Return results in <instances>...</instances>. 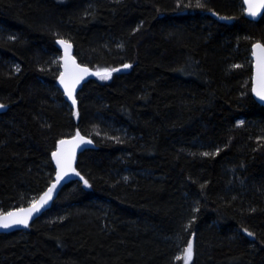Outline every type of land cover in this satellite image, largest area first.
I'll return each instance as SVG.
<instances>
[{
    "label": "trees",
    "instance_id": "16d2710c",
    "mask_svg": "<svg viewBox=\"0 0 264 264\" xmlns=\"http://www.w3.org/2000/svg\"><path fill=\"white\" fill-rule=\"evenodd\" d=\"M57 39L99 73L77 110ZM258 42L264 14L241 0H0V214L47 189L61 139L96 145L78 156L84 182L0 234V264H264Z\"/></svg>",
    "mask_w": 264,
    "mask_h": 264
},
{
    "label": "water",
    "instance_id": "95a60500",
    "mask_svg": "<svg viewBox=\"0 0 264 264\" xmlns=\"http://www.w3.org/2000/svg\"><path fill=\"white\" fill-rule=\"evenodd\" d=\"M242 4L244 6L245 14L248 18L252 20H259L262 15L264 14V8H261L258 10V14L256 16H251L248 14V4L245 3V0H241ZM230 23L232 20L229 21ZM60 41L66 42L67 45H70V47L65 46V44L60 43ZM261 45V48H264V45L260 42L255 43L252 47V58H253V76H252V93L255 98V100L264 106V100H261L260 97L256 94L257 91L264 90L261 88L259 75H260V65L264 63V52H262L261 48H257L256 45ZM56 47L60 51L61 54V72L58 77V88L62 91L64 95V99L67 102V104L73 109L77 110L78 102L76 99L77 93L81 90L84 83H86L91 78L98 77L99 73L95 72L92 68L89 66L83 65L79 63V61L76 59L74 55V49L72 43L65 39H57L56 40ZM82 69H87L86 72L81 71ZM64 76L65 83L69 84V86L74 85L73 90V98L75 99V104H73V100L69 98L68 94L65 91L64 84L61 83V76ZM8 107L5 104L0 103V114L6 112ZM60 141H66L70 143H66L64 145L60 144ZM57 147L54 151L60 152V160H61V167H63L66 171L62 175V178L57 180V174L58 172H61V167H58L57 164V158L53 156L52 154V162L55 167V175L47 189L41 193L35 201H38L42 196H44L45 193L48 192L50 188L55 185V188L51 192V196L49 199H47V202L44 203L41 207H39L38 211H33L31 215L27 219V226L24 224H11L9 227H0V234H7L11 233L13 231H23L27 230L31 224L39 219L45 212H47L53 205L54 201L57 199L60 191L71 182H84V177L79 173L77 170L76 164L78 160V156L88 149H94L96 147L94 141L84 136L80 131H77L75 135L71 137H67L64 139H61ZM33 203L21 207V208H15L12 210H9L8 212H5L3 214H0V216H6L9 212L17 213L20 216H24L26 213H21V209H29L32 208ZM11 219V218H10Z\"/></svg>",
    "mask_w": 264,
    "mask_h": 264
},
{
    "label": "snow or ice",
    "instance_id": "6c2138e0",
    "mask_svg": "<svg viewBox=\"0 0 264 264\" xmlns=\"http://www.w3.org/2000/svg\"><path fill=\"white\" fill-rule=\"evenodd\" d=\"M245 3L248 4V14L251 16H256L258 14V10L264 8V0H245ZM60 43L65 44L66 48L70 47V45H67L66 42L64 41H60ZM256 47L261 48V45L258 44L256 45ZM261 50L262 52H264V48H261ZM125 67H129V66L125 65ZM259 67H260L259 80H260L261 88L264 89V63H262ZM81 71L86 72L87 69H82ZM103 75L107 76L109 75V73H104ZM61 83L64 84L66 93L68 94L69 98L73 100V104H75L76 101L72 95L74 90V85L69 86V84L65 83L63 74L61 76ZM256 94L260 97L261 100H264V90L257 91ZM66 143H70V142L60 141L61 145H64ZM53 156L57 158L58 167H61V160H60L61 153L60 152L53 153ZM65 171L66 170L63 167H61V172H58L57 174L58 181L59 179L62 178V175L64 174ZM54 188L55 185H53V187L50 188L48 192L45 193L44 196H42L38 201H34L32 208H29L27 210L21 209L20 210L21 213H26L24 216H20L17 213H12V212H9L6 216H0V227L7 228L11 224H24L25 226H27L28 217L31 215L33 211H38L39 207H41L44 203L47 202V199L50 198L51 192L53 191ZM249 235H251V233H249ZM191 257H192V245L191 243H189L187 249L185 250L184 258L186 259V261H189Z\"/></svg>",
    "mask_w": 264,
    "mask_h": 264
},
{
    "label": "rangeland",
    "instance_id": "374dc122",
    "mask_svg": "<svg viewBox=\"0 0 264 264\" xmlns=\"http://www.w3.org/2000/svg\"><path fill=\"white\" fill-rule=\"evenodd\" d=\"M61 59V56H59L58 58H57V60H60ZM129 69V67H120V68H117V69H114V70H112V71H109V72H106V73H109V75H107V76H104L103 75V77L106 79V80H108L114 73H118V72H122V71H126V70H128ZM185 263H187V262H185Z\"/></svg>",
    "mask_w": 264,
    "mask_h": 264
},
{
    "label": "bare ground",
    "instance_id": "6f19581e",
    "mask_svg": "<svg viewBox=\"0 0 264 264\" xmlns=\"http://www.w3.org/2000/svg\"><path fill=\"white\" fill-rule=\"evenodd\" d=\"M99 76V75H98ZM77 165V164H76Z\"/></svg>",
    "mask_w": 264,
    "mask_h": 264
}]
</instances>
